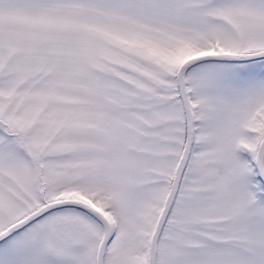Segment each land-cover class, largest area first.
Listing matches in <instances>:
<instances>
[{"label": "snow or ice", "instance_id": "snow-or-ice-1", "mask_svg": "<svg viewBox=\"0 0 264 264\" xmlns=\"http://www.w3.org/2000/svg\"><path fill=\"white\" fill-rule=\"evenodd\" d=\"M0 264H264V0H0Z\"/></svg>", "mask_w": 264, "mask_h": 264}]
</instances>
